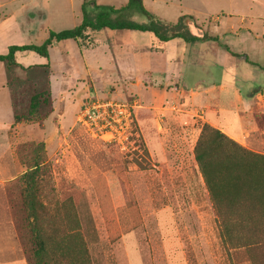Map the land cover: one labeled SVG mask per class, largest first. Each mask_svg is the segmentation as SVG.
Instances as JSON below:
<instances>
[{"label":"rangeland","instance_id":"1","mask_svg":"<svg viewBox=\"0 0 264 264\" xmlns=\"http://www.w3.org/2000/svg\"><path fill=\"white\" fill-rule=\"evenodd\" d=\"M127 1L0 0V20L12 15L11 22L17 25L0 27V53L4 42L40 43L48 29L74 27L82 19L83 2L120 7ZM142 3L151 13L170 22L181 15H191L197 26L191 27L195 33L212 35L210 53L205 54L203 65L192 64L199 74L190 76L195 80L201 78L196 86L214 80H221L222 85L233 79L242 102L235 107L226 99L225 107L237 111L248 126L241 145L264 155V43H260L262 50L253 44V40L264 41V0H142ZM132 17L146 21L140 13ZM114 32L110 35L119 40H126L130 33H141ZM214 35H220L221 39H213ZM215 48L223 55L219 61L211 51ZM146 49L153 51L152 47ZM76 51V39L50 50L49 79L51 95L53 86L56 100L57 113L53 116L57 118L46 122V133L52 130L47 142L42 138L45 130L42 121L36 127H15L11 133L20 135L17 139L11 137L14 152L17 145L29 147L44 142L42 154L49 169L38 174L37 192L46 212L61 220H51L57 233L78 232L86 246L89 264H253L246 248L224 243L208 187L194 158L204 115L209 110L218 111L220 102L210 101V107H197L193 103L190 106L185 104L186 96L180 94L149 104L153 112L140 115L152 116L155 112L161 126L166 117L169 120L166 126L170 128L176 126L175 116L191 120L183 125L188 127L185 137L182 130L176 129L179 137L166 140L168 146L162 155L148 151L137 119L134 142L125 148L105 143L90 137L76 122L83 103L94 98L128 100L136 104L137 116L143 110L139 92L145 91L152 98V91L143 89L142 84H132L129 77L120 81L83 73ZM21 54L24 57L19 59L24 62L39 58L32 51ZM241 54H246L247 59ZM221 70L226 72L225 76ZM181 84L182 81H172L169 87ZM253 88L261 91L247 100L246 90ZM113 92L121 97L107 94ZM216 93L210 92L212 96ZM226 118L230 126H236L231 117ZM159 134H163L161 129ZM16 157L21 163L17 154ZM22 165L26 171L27 167ZM22 174L0 182V264H36L22 197Z\"/></svg>","mask_w":264,"mask_h":264},{"label":"trees","instance_id":"2","mask_svg":"<svg viewBox=\"0 0 264 264\" xmlns=\"http://www.w3.org/2000/svg\"><path fill=\"white\" fill-rule=\"evenodd\" d=\"M81 12L82 19L74 27L49 30L40 43L11 44L6 53L0 54L11 94L14 122H40L52 111L49 61L23 66L15 59L18 51H32L49 60V47L53 43L82 37L87 28L150 32L160 41L179 38L192 43L210 39L205 33H195L191 29L192 26L197 28L191 15H181L170 22L151 13L142 0H128L120 7L96 3L91 6L83 2ZM134 13L142 14L146 21L132 19ZM15 152L27 167L22 174V197L30 221L36 264H89L79 233H57L51 220H61L50 216L38 199V174L49 169L45 154H42L45 153L44 142L29 147L17 145ZM194 158L208 187L224 243L246 248L253 264H264V155L242 146L205 122L194 146Z\"/></svg>","mask_w":264,"mask_h":264},{"label":"crops","instance_id":"3","mask_svg":"<svg viewBox=\"0 0 264 264\" xmlns=\"http://www.w3.org/2000/svg\"><path fill=\"white\" fill-rule=\"evenodd\" d=\"M12 20V15L6 16L4 19L0 20V22H2L0 27L4 25L6 26L8 24V27H17L16 23L11 22ZM226 27L228 28L229 25L226 24ZM48 31L45 32L44 36L42 37V41L48 36ZM114 31L116 30H111L108 28H103L100 30H92L87 28L83 32L82 37L76 38V53L78 54L79 61L78 64L83 69V73L98 75L103 78L115 77L120 81L129 77L131 80H133L132 84H134V82H136V84H142L144 87L143 89L149 90V92L152 91V98L148 97V93L145 91H143V93L139 92L138 95L143 101V104H141L143 110H141L137 116L135 114V123L137 119L144 143L152 155H162L168 146L166 140L169 138L174 140L176 135L179 137L180 133H177L176 129L182 130L184 132L182 137H185L188 127H184L183 125L191 123V120L183 116H175V120L173 119V122H176V126L174 128H170L169 126H166V124L169 123L168 117H166V121L163 122L165 123L164 126H161L158 119L155 117V112L152 116L151 114L143 116L140 114L145 111H148L149 113L153 112L150 108L152 106L149 104H157L165 99L170 100L173 96L180 94L186 96L185 104L190 106L194 104V106L197 107H210V101L212 102L216 100L220 102L217 104L218 106H221L218 111L209 110L204 115V123H209L210 125L221 129L226 135L240 144H243L241 139L242 136H244V132L247 131L248 126H246L245 120L237 111L233 109H227V107H225L227 104L225 103L226 101H224L228 99L227 101L230 102V105L233 104L235 107H240L242 98L239 95V89L232 81L233 79L230 83H223L222 85H220L222 83L221 80L220 82L214 80L206 85L202 83L201 85L196 86L195 83L197 81L200 83L199 79L201 78L197 77L195 80V78H191L190 76L194 73L199 74L198 70L194 71L196 66L192 64L201 63V65H203L205 61V54L210 53L208 50V47H210L209 39L192 43L185 42L182 39V42H180L179 38H174L168 41H160L152 33L149 35L144 34L142 31H138L141 33H130L126 40H119L117 38H113L110 35L111 33H115ZM209 36L211 39L212 35L209 34ZM215 37H217L215 40L221 39L220 35H214L212 38L214 39ZM69 40L71 39L53 43L52 46L49 47V60L51 48L57 44H63L65 41ZM262 42L264 43L263 40L257 42L253 40L254 46L259 50H262L263 48L262 45H260ZM235 43L237 44V41ZM9 45V43L4 42L2 45V53L0 54L6 53ZM146 47H152L153 51L151 52V50L146 49ZM219 50V48H215L214 51L211 50L215 54L217 61H219V57L223 58L222 52ZM221 50L223 49L221 48ZM21 53L22 52L19 51L16 52L15 59L23 66L44 64L49 61L38 54L39 58L24 62L21 61L22 59H19V56L24 57L22 56L24 54ZM59 53L61 55L60 62L62 65L63 61L61 49H59ZM241 55L243 57L246 56V54ZM221 74L222 76H225L226 72L221 70ZM172 81H176L178 83L182 81L183 85L181 84V86L175 85L174 87H169ZM6 82L7 75L5 66L2 62H0V182L15 178L25 171L23 165L18 161L14 149L12 148L15 142L11 140V137L13 136V138L17 139V137L20 135L18 133L11 136L12 129L19 126H29L31 128L32 126L36 127V125L39 124V122L31 123L27 121L14 122L11 94ZM128 89H131V87L128 86ZM213 91H217L216 96H212L210 94V92ZM246 91V99L249 100L248 98H252V96L261 91V89L253 88ZM107 94L115 97H121L114 92L113 94ZM52 98V111L47 116V118L42 121L45 127L42 138L44 139L45 143L47 142V139L50 138L52 132L51 130V132L46 133V122L52 117H54V119L57 118L56 116H53L57 113L54 107L56 100L54 97L53 86ZM227 116L232 118V122L236 123V126H230L228 124V120L226 118ZM160 129L163 134H159Z\"/></svg>","mask_w":264,"mask_h":264},{"label":"built area","instance_id":"4","mask_svg":"<svg viewBox=\"0 0 264 264\" xmlns=\"http://www.w3.org/2000/svg\"><path fill=\"white\" fill-rule=\"evenodd\" d=\"M135 107L128 100L88 99L80 108L76 122L90 137L125 148L137 135Z\"/></svg>","mask_w":264,"mask_h":264}]
</instances>
